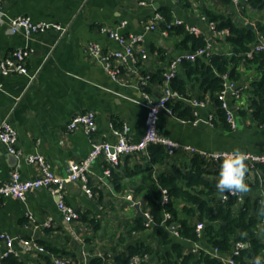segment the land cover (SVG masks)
Returning <instances> with one entry per match:
<instances>
[{"label":"crops","instance_id":"crops-1","mask_svg":"<svg viewBox=\"0 0 264 264\" xmlns=\"http://www.w3.org/2000/svg\"><path fill=\"white\" fill-rule=\"evenodd\" d=\"M242 7L243 4L238 6L232 0L226 4L221 0H4V15L0 20V56L24 46L32 51L26 61L29 75L13 73L0 77V125L8 121L14 127L20 150V156L15 158L0 140V178L7 179L17 164L21 178L36 177L39 173L37 165L25 159L35 153L43 155L55 174L66 176L69 163L80 161L91 149L89 136L81 127L67 130L71 117L87 110L95 113L96 129L92 133L95 140L114 142L115 129L123 124L129 127V139L139 140L144 132L146 116L144 92L157 98L163 89V81H151V77L143 89L138 84L139 76L157 70H162L163 75L169 60L186 51L179 45L182 34H163L159 24L162 21L154 30L147 29L146 24L157 12L161 14V9H169L173 19L179 18L198 27L211 42L213 51H223L230 47L222 40L227 33L216 34L210 29V21L203 10L211 8L230 15L235 21L251 25L264 20V12L245 13ZM17 15H28L36 22H56L65 26L67 31L60 34L59 30L49 28L30 36L21 32L11 33L8 20ZM121 22H125L119 28L121 33L143 35L142 46L147 58L138 59L136 71L112 60L111 64L120 69L117 79H113L100 58L89 52L88 45L97 43L102 52L120 49L119 42L104 29H116ZM178 74L185 76L182 64L178 66ZM237 83L243 86L239 98L230 93L226 95V101L234 111V128L213 120L209 122V116H214L216 110L214 100L197 82L191 81L187 84L189 93L184 96L202 101L203 105L194 106L179 99L191 106L192 119L161 110L159 132L207 154L229 152L234 148L243 153L262 152L264 126H260L251 115L250 100L244 91L247 81L242 79ZM240 109L245 113L241 114ZM191 155L179 148L158 168L167 169L171 164L179 166ZM138 164H144L140 155L122 156L120 164L112 168L115 175L110 173L106 176L104 169L108 162L105 158L93 159L87 172L91 196L82 190L79 181L65 183L66 203L87 218L98 219L97 229L81 219L67 224L57 208L56 196L46 188H37L26 192L23 200L0 196V233L17 239L34 238L41 245L42 241L50 243L58 248L60 254L72 252L75 258H70L74 264L80 262L79 252L84 245L89 250H110L115 237L128 229L137 217L128 196L141 207L142 193L138 192L141 175L129 174ZM257 179L258 182L253 172L246 174L249 191L240 193L238 202L248 198L264 201V178ZM220 194L217 191L216 196L220 198ZM84 226L89 227V231H84ZM160 227L151 225L143 231L133 232L129 240L150 241ZM258 233L260 236L264 234V222L260 223ZM17 239L14 240L15 256L24 264H45L44 256L54 264L52 255L56 253L47 249L38 252L25 248ZM201 242L199 244L203 248H210ZM126 245L127 242L121 243L117 249L123 250ZM3 251L4 245L0 242V260Z\"/></svg>","mask_w":264,"mask_h":264},{"label":"trees","instance_id":"trees-1","mask_svg":"<svg viewBox=\"0 0 264 264\" xmlns=\"http://www.w3.org/2000/svg\"><path fill=\"white\" fill-rule=\"evenodd\" d=\"M229 3L230 0H221ZM243 4V12H264V0H247ZM164 20L160 28L173 20L169 9H161ZM203 13L208 21L215 23L217 30L226 29L228 32L222 39L230 47L223 51H213L208 56L197 57L194 61L184 60L182 65L185 76L178 73L171 80V87L180 94L189 93L187 84L197 82L207 91L216 105L213 122L229 126L225 119V111L220 106L218 91L222 88L223 75L231 80L247 81L244 91L248 94L253 119L259 124L264 121V52H253L251 57L246 52L257 40L259 34H264V20L254 22L250 28L244 21H235L230 15L205 8ZM170 34H182L179 45L186 51H193L206 44V38L201 33L189 32L183 25H172L168 28ZM250 74V75H247ZM246 75L248 77H246ZM151 81L163 80L162 70L150 74ZM174 114L192 119L191 106L181 100L169 104ZM241 114L245 110H239ZM130 156V155H127ZM144 164H138L129 174H140L141 183L138 192L142 193V210L148 211L152 217V226L160 227L150 241L129 240L133 232L146 229L141 217H136L133 224L115 237L110 250L114 254L115 264H129L132 255H147L141 264H224L223 261L203 249L196 252L191 250L192 242L201 243L210 248H216L221 255H228L236 241H244L247 245L240 249L235 256L238 264H253V257H260L264 264V234L259 235V225L262 222L264 201L250 198L238 202L236 196H230L220 201L216 196L215 182L220 166V160L208 159L198 153L191 155L189 160L179 166L171 164L167 169H159L170 155L161 144L151 143L147 147V155L140 154ZM247 173L257 169L264 178V164L251 166L247 163ZM111 176L113 170H111ZM255 175V181L258 182ZM121 187V185H119ZM162 189L166 190L167 202L161 204ZM164 212L171 217L165 222H175L179 225L180 237L172 236L162 225ZM82 221L88 222L94 229L99 227L98 219L87 218L80 214ZM202 223L201 234L196 231V224ZM88 240V239H87ZM129 240V241H128ZM127 242L126 248L118 250L121 243ZM44 247L60 257H72V252L61 253L58 248L42 241ZM64 254V255H63ZM71 256H68V255ZM71 259V258H70ZM45 264H53L48 256H44ZM6 264H24L17 256L9 255L3 258ZM66 264H74L68 262ZM75 264H83L76 262ZM89 264H108L105 259L92 257Z\"/></svg>","mask_w":264,"mask_h":264},{"label":"built area","instance_id":"built-area-1","mask_svg":"<svg viewBox=\"0 0 264 264\" xmlns=\"http://www.w3.org/2000/svg\"><path fill=\"white\" fill-rule=\"evenodd\" d=\"M233 3L240 6L242 2L247 0H232ZM4 0H0V20L2 19L4 13L2 10V5ZM163 15L157 12L155 17L146 24V28L149 30L157 29V24L159 21H163ZM125 22H121L120 26L116 29H104L108 32V35L117 40L121 45L120 49L112 51H101L100 46L97 43H91L88 45V50L91 54L96 55L100 58L101 62L106 66L107 71L113 79H117L120 69L118 66H113L111 64L112 60H118L123 65L127 66L128 70L136 71V65L138 59L147 58V53L142 46L143 35L136 33L123 34L120 32L119 28L124 26ZM183 25L189 32L198 33L200 29L196 26L189 25L182 19L175 18L166 23L164 29H162L163 34L168 33V28L172 25ZM210 29H212L216 34H226L227 30H217L215 28V23L210 21ZM49 28H54L60 31V34L67 31L65 26L58 24L56 22L47 21H33L28 15H17L9 18L8 29L11 33L21 32L25 36H30L31 34L43 32ZM31 49L27 46L19 47L12 50L10 53L0 56V77L7 76L13 73H20L24 75H29V70L26 66V61L31 53ZM264 52V34H259L257 40L250 49L245 53L247 57H251L253 52ZM213 52L212 44L209 40H206V44L199 47L193 51H185L184 53L177 54L172 57L168 62L167 69L163 72V89L161 94L157 98L149 96L148 93L144 92V97L146 100V116L144 120V132L139 140L131 141L127 136L128 125L123 124L122 127L115 129L116 139L114 142L110 141H98L92 137V133L96 129L95 124V113L92 110H87L81 113L73 115L67 124V130H74L77 127H81L84 132L89 136L91 149L89 153L80 161H71L69 163V172L66 176H59L55 174L50 166L46 163L43 155L41 154H29L25 157L28 163L36 164L39 173L34 178L23 179L19 173V165L17 164L15 168L10 172L7 179L0 178V196H12L23 200L25 198L26 192L37 189L46 188L54 196H56V205L61 212L64 220L68 223H77L80 220V212L72 205L66 203L64 199V185L68 181H79L81 183L82 190L88 195H92V191L88 185V168L93 159L103 156L108 162V166L104 169V175L109 176L112 168L117 167L120 164V158L126 155H147V147L151 143L161 144L168 155H172L177 149L181 148L189 153H198L208 159L219 160L222 159L229 152L221 151L214 153H205L195 149L193 146L184 145L177 141H174L158 130V120L161 110H165L169 114H174L172 108L169 104L172 102L183 99L189 101L192 105L198 106L203 105L202 101L189 99L184 95L180 94L177 90H174L171 86V80L178 73V66L182 64L184 60L194 61L197 57L208 56ZM139 54V55H138ZM150 81V74H141L138 78V84L144 89L148 82ZM2 88L0 82V89ZM243 90V86L238 85L237 81L231 80L226 74L223 75L222 88L218 91V99L220 100V106L225 111V119L229 123L231 128L236 125L235 116L233 109L230 108L226 101V95L230 93L236 99L239 98ZM195 112V111H194ZM213 116H209V122H212ZM260 126H264V121L259 123ZM0 140L6 145L7 150L15 158L20 156V150L17 147V132L14 127L8 122L4 121L0 125ZM246 160L251 166L255 164H264V147L263 151L260 153H244ZM255 173L256 176L261 179L259 171L255 168L252 169L251 173ZM246 179V176H245ZM163 197L161 199V204L167 202L166 190L162 189ZM230 196H236L237 200H241L240 193H221L220 201L227 200ZM128 199L131 201V206H134L137 202H134L130 196ZM145 216L144 225L149 227L152 225V217L148 211H143ZM171 217L169 212H164V217L162 225L166 230L174 237H180L179 225L175 222L165 223ZM262 222H264V211L262 213ZM49 225V222L46 223ZM203 228L202 223L196 224V231L201 234V229ZM84 231H89V227L84 226ZM13 238L5 233H0V242L4 245V251L2 254V259L0 264H6L3 262V258L9 255H17V251L14 247ZM21 244L25 248H31L38 252H45L46 248L39 244V242L34 238L23 239L18 238ZM247 245L244 241H236L228 255H221L216 248H203L198 241L192 242L191 250L196 252L199 249H203L205 252H209L214 256L220 258L224 264H238L235 260V256L239 255L240 249ZM79 255L81 257L80 262L83 264H89V260L92 257H100L105 259L108 264H115L114 254L111 250L106 249H94L89 250L87 246H82ZM53 256L54 264H66L71 262L70 258L60 257L56 254ZM147 259V255H132L129 264H141L143 260ZM78 262V263H80Z\"/></svg>","mask_w":264,"mask_h":264},{"label":"clouds","instance_id":"clouds-1","mask_svg":"<svg viewBox=\"0 0 264 264\" xmlns=\"http://www.w3.org/2000/svg\"><path fill=\"white\" fill-rule=\"evenodd\" d=\"M245 154L239 149H232L220 160L215 188L220 193H246L249 185L245 181L247 164ZM260 257H253V264H260Z\"/></svg>","mask_w":264,"mask_h":264},{"label":"water","instance_id":"water-1","mask_svg":"<svg viewBox=\"0 0 264 264\" xmlns=\"http://www.w3.org/2000/svg\"><path fill=\"white\" fill-rule=\"evenodd\" d=\"M250 28H253V26L251 25V24H247ZM134 207H135V209H136V216L137 217H141V218H143L144 220L146 219L145 218V216H144V214H143V212H142V209H141V207H140V204L139 203H136L135 205H134ZM67 224H68V222H67Z\"/></svg>","mask_w":264,"mask_h":264}]
</instances>
